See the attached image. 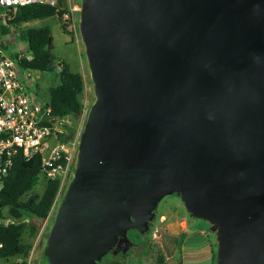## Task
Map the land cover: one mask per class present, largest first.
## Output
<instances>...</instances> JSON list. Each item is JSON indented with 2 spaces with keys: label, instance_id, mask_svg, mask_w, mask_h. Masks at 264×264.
I'll return each mask as SVG.
<instances>
[{
  "label": "water",
  "instance_id": "1",
  "mask_svg": "<svg viewBox=\"0 0 264 264\" xmlns=\"http://www.w3.org/2000/svg\"><path fill=\"white\" fill-rule=\"evenodd\" d=\"M76 19L93 98L35 264L124 263L168 195L213 264H264V0H79Z\"/></svg>",
  "mask_w": 264,
  "mask_h": 264
},
{
  "label": "trees",
  "instance_id": "2",
  "mask_svg": "<svg viewBox=\"0 0 264 264\" xmlns=\"http://www.w3.org/2000/svg\"><path fill=\"white\" fill-rule=\"evenodd\" d=\"M66 11L61 0L10 5L0 9V35L11 27L12 31L17 32L18 38L25 42L31 54L30 58L17 61L21 68L38 71L53 69L49 24L27 22L54 15L61 29L70 33L66 29L67 19L62 17ZM56 63L59 65L56 69L58 82L47 88L42 104L49 106L51 114L67 116L70 120L80 115L85 108L82 101L84 80L82 73L70 69L64 60H57ZM73 128L70 123L65 125L58 138L65 140L68 130ZM58 187L57 178L48 179L42 175L37 155L29 159L19 154L14 156L7 172L1 177L0 215L11 217L13 221L0 225V258L24 254L29 250L31 244L28 238L36 234L38 225L50 213Z\"/></svg>",
  "mask_w": 264,
  "mask_h": 264
},
{
  "label": "built area",
  "instance_id": "3",
  "mask_svg": "<svg viewBox=\"0 0 264 264\" xmlns=\"http://www.w3.org/2000/svg\"><path fill=\"white\" fill-rule=\"evenodd\" d=\"M34 2L54 3L55 0H0V9ZM77 8L78 2L72 1L69 11L76 13ZM64 16L67 18L66 13ZM66 29H70V24H66ZM10 31L11 27L2 34L5 43L9 39ZM22 42L23 46H12L13 48L8 50L0 43V185L1 177L7 172L16 154L24 159L37 155L42 175L48 179L59 180V194L72 165L73 153H70L68 147L70 144L75 145L76 139L70 140L67 137L60 140L58 134L70 123L69 118L51 114L49 106L33 100L30 93L24 89L20 76H27L29 69L21 68L17 61L30 58L31 54L25 42ZM48 216L44 218V223ZM12 221L13 218L0 215V225ZM40 231L41 228L37 229L35 238ZM32 249L33 245L28 251Z\"/></svg>",
  "mask_w": 264,
  "mask_h": 264
},
{
  "label": "rangeland",
  "instance_id": "4",
  "mask_svg": "<svg viewBox=\"0 0 264 264\" xmlns=\"http://www.w3.org/2000/svg\"><path fill=\"white\" fill-rule=\"evenodd\" d=\"M62 3L66 6L67 11L65 12L67 18L63 14V18L67 19V24H70V33L64 32L59 23L58 19L52 15L46 17L44 19L38 20L35 24L39 23H48L50 27L51 34V51L54 55V67L49 71H36L29 70L28 76L25 74H21L20 79L23 83L24 89L33 94V99L42 102L47 95V88L52 86L58 82V78L56 75V69L59 66L56 61L64 60L70 69L78 70L82 73V77L84 80V87L82 91V101L85 109L87 105L93 98V94L91 91L90 83L88 80V73L86 70V65L82 53V45L79 40L77 28H76V13L69 11V7L72 1L78 2L79 0H61ZM68 30V29H67ZM17 32L13 30L9 33V39L6 40L2 38V34L0 35V43L5 47L6 50L13 47H21L23 46V42L18 38ZM10 46V48H9ZM83 111L80 115H77L75 118L70 119V125H73V130H68V138L76 139L77 133L80 128L81 119L83 117ZM70 153H74L75 145L70 144L68 147ZM36 189L39 190V187ZM59 194L55 197L57 198ZM53 207V204H52ZM51 207V208H52ZM160 208V215L158 217V221L155 224L154 228L151 231V235L153 238V244L156 247L157 254L161 259L160 263H156V260L153 259L150 264H174L175 256L177 255V246L175 244V234L174 229L170 225H172V220L181 219V217H186L185 212L182 206L178 203V201L172 196H164L158 203L157 209ZM51 212V211H50ZM187 218V217H186ZM49 216L44 223L43 221L38 225L37 229L41 228V231L37 238H35V234L32 237H29L28 240L30 244L33 245V249L27 251L24 254L14 255L7 258H0V264H35L36 259L39 254L40 247L43 243V238L46 234L48 227ZM200 221L203 223V226L207 227V224L202 220H197L194 222ZM36 229V230H37ZM179 238V237H177Z\"/></svg>",
  "mask_w": 264,
  "mask_h": 264
},
{
  "label": "crops",
  "instance_id": "5",
  "mask_svg": "<svg viewBox=\"0 0 264 264\" xmlns=\"http://www.w3.org/2000/svg\"><path fill=\"white\" fill-rule=\"evenodd\" d=\"M35 22H38V19H32L27 24ZM30 95L33 99V94ZM170 223L172 225L169 229H174L177 246L174 264H213V241L203 223L190 222L186 217L172 220Z\"/></svg>",
  "mask_w": 264,
  "mask_h": 264
},
{
  "label": "flooded vegetation",
  "instance_id": "6",
  "mask_svg": "<svg viewBox=\"0 0 264 264\" xmlns=\"http://www.w3.org/2000/svg\"><path fill=\"white\" fill-rule=\"evenodd\" d=\"M159 211L160 208L157 209L155 220L149 223L145 236L138 238V250L136 252L129 253L128 256H131L130 258L122 263L120 260L111 257L108 253H105L100 256L98 264H150L153 259L156 260V263H160L161 259L159 257V254H157L156 247L152 243L153 238L151 235V231L158 221V217L160 215ZM129 248H132V246H130Z\"/></svg>",
  "mask_w": 264,
  "mask_h": 264
}]
</instances>
